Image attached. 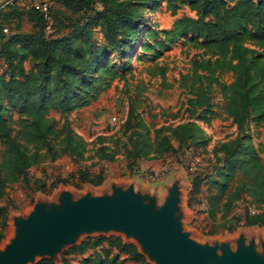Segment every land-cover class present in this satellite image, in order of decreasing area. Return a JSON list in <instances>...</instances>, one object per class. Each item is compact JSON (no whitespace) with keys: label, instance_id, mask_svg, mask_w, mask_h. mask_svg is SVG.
<instances>
[{"label":"rangeland","instance_id":"374dc122","mask_svg":"<svg viewBox=\"0 0 264 264\" xmlns=\"http://www.w3.org/2000/svg\"><path fill=\"white\" fill-rule=\"evenodd\" d=\"M126 1L137 5L142 18L139 24L144 23V29L131 51L122 55L121 51L108 45L103 24L96 26L94 42L106 50L105 60L100 64L105 66L104 69L93 74L96 98L83 105L85 98L80 95L81 102L68 115L51 112L48 124L53 132L46 143L32 141L27 135L29 119L16 107L8 109L12 139L26 149L35 164L28 172L29 185L21 179L10 182L6 196L0 201V206L9 205L6 228L2 227L0 220V233L4 234L0 251L13 239L19 245L25 231L29 233L35 229L36 209L48 214L57 210L65 212L69 206L91 194L95 197L113 196L118 188L127 191L134 186L135 196L142 205L161 211L178 187L182 207L178 202L176 219L187 237L199 245L214 248L221 258L236 257L243 247L246 251L253 249L264 262L263 226L249 227L243 221L234 231L219 230L211 235L212 223L208 220V202L205 200L207 187L196 201L191 196L192 181L196 175H206L214 183L224 179L218 170L219 156L217 158L215 153L222 145L235 141L239 132L227 116L224 97L215 84L209 94V110L193 107L190 101L195 99L198 89L208 86L209 78L230 84L234 74L228 71L219 53L204 41L193 36H184L176 42L165 39V33L177 19L198 17L197 12L186 4H175L177 11L173 13L165 2L153 0L146 4V0ZM50 2L52 22L47 36H64L69 32L66 28L68 22L62 15L65 9L61 0ZM102 9V3L98 1L95 11ZM28 10L26 5L0 16V23L8 28L5 35L34 32L33 24L28 21ZM67 15L73 16L71 13ZM245 46L260 51L251 38L246 40ZM24 64L27 70L32 68L29 61ZM131 107H134L135 116L129 126L127 120ZM66 119L81 141L83 150L80 155H74L63 141L61 130ZM187 123L196 124L201 136L197 145L180 150L174 136L179 126ZM248 126L252 141L264 160V123L250 121ZM140 135L146 137L147 151H144L149 153L147 156L138 157L144 153ZM165 137L170 139L176 151L170 150L163 141ZM103 153L113 154L114 159H104ZM10 166L8 146L0 141V168L6 177ZM81 172L92 176L102 172L104 181L98 186L86 183L78 187ZM235 186L231 185L223 196L224 200ZM251 210L258 212L255 215L264 213V207L257 208L251 199L244 196L236 204L233 215L255 216ZM219 218L220 215L217 216L218 222ZM98 231H79L73 240L79 239L71 244L68 241L57 246L50 242V245L46 242L37 244L34 252L31 251L33 255L23 264H37L45 258L55 264H63L65 252L86 239L99 237H115L134 244L148 264H155L157 259L153 261L151 252L126 231ZM94 252L90 250L82 256L71 254L67 257L73 264H79Z\"/></svg>","mask_w":264,"mask_h":264},{"label":"trees","instance_id":"16d2710c","mask_svg":"<svg viewBox=\"0 0 264 264\" xmlns=\"http://www.w3.org/2000/svg\"><path fill=\"white\" fill-rule=\"evenodd\" d=\"M100 1L103 9L95 11ZM153 0H146V4ZM165 2L173 13L175 4H186L198 17L177 19L172 28L165 33V39L172 42L184 36H193L215 49L234 74L230 84L209 78L206 88L196 91L193 107L210 108L209 94L215 84L225 100V111L239 132L235 141L221 146L215 153L219 156V168L224 177L212 182L206 175L198 174L193 178L191 196L195 201L207 187L209 221L211 235L219 230L234 231L245 222V226H263L264 213L244 217L233 215L236 204L244 196L262 209L264 207V160L257 151L249 129L250 121L264 123V0H157ZM65 12L62 13L69 32L61 37H49L48 22L42 13L30 8L28 21L33 24L34 32H15L5 35L4 25L0 23V141L8 146L11 155L9 175H3L0 168V201L7 194L10 182L22 180L29 185L28 172L34 166V158L26 149L12 139L8 124L7 111L10 107L18 108L29 119L27 135L32 141L46 143L53 132L48 124L51 112L61 115L70 114L81 102L80 95L88 104L96 98L93 74L104 69L100 64L105 60L106 50L95 44L94 33L98 24H103L108 45L121 54L131 51L139 38L144 23L135 3L126 0H61ZM20 7L13 6L0 13V16ZM71 13L72 17L67 14ZM52 15V9H51ZM63 22V21H61ZM64 23V22H63ZM256 42L260 50L256 52L245 46L247 39ZM29 61L32 68L27 70L24 62ZM135 116L134 107L130 108L127 125L130 126ZM61 133L74 155H80L83 147L76 138L68 119L65 120ZM138 134V133H136ZM201 136L196 124L187 123L179 126L175 139L180 150L197 145ZM142 150H146L147 140L140 135ZM163 141L170 150H177L165 137ZM107 148H105L106 150ZM147 151V150H146ZM144 151L138 157L147 156ZM103 158L113 160L114 155L103 153ZM102 172L92 176L81 172L79 186L89 183L102 184ZM66 184L67 181H60ZM232 184L233 191L223 199ZM9 205L0 206L2 227L8 223ZM220 215V222L217 216ZM4 234L0 233V242ZM93 254L83 258L79 264H148L138 248L125 243L120 238H89L63 255V264H73L67 256ZM37 264H55L45 258Z\"/></svg>","mask_w":264,"mask_h":264},{"label":"water","instance_id":"95a60500","mask_svg":"<svg viewBox=\"0 0 264 264\" xmlns=\"http://www.w3.org/2000/svg\"><path fill=\"white\" fill-rule=\"evenodd\" d=\"M134 190L131 186L127 191L118 188L113 196L91 194L65 212L48 214L36 209L35 235L27 249L44 241L56 246L67 241L71 244L79 239L73 237L81 230L113 229L135 237L159 264H264L253 249L246 251L241 247L238 256L221 258L214 248L187 237L176 219L178 202L182 207L178 187L161 211L142 205Z\"/></svg>","mask_w":264,"mask_h":264},{"label":"bare ground","instance_id":"6f19581e","mask_svg":"<svg viewBox=\"0 0 264 264\" xmlns=\"http://www.w3.org/2000/svg\"><path fill=\"white\" fill-rule=\"evenodd\" d=\"M32 226H34V225H32ZM32 230L33 231H31L29 233L25 231L24 236L22 235L23 238H22V241L19 245H17V242L14 241V239H13V242H9V243H7V245H5V248L0 251V264H23L24 262H26L31 257V255H33L31 253V251H33L35 249L34 247L36 245L27 249L28 245L34 239L35 229H32ZM90 230H92V229H89V231ZM22 234H23V232H22ZM19 236H21V235H19ZM44 242H46V241H44ZM46 243L49 244V242H46ZM155 264H159V263L156 261Z\"/></svg>","mask_w":264,"mask_h":264},{"label":"built area","instance_id":"2783aa9c","mask_svg":"<svg viewBox=\"0 0 264 264\" xmlns=\"http://www.w3.org/2000/svg\"><path fill=\"white\" fill-rule=\"evenodd\" d=\"M28 8H35L39 10L42 15L44 16V19L48 22V24H51L52 22V15H51V2L50 0H0V13L13 7V6H18V7H26ZM3 32L7 33L8 28L4 27ZM251 213L255 215L256 212L255 210H251Z\"/></svg>","mask_w":264,"mask_h":264}]
</instances>
